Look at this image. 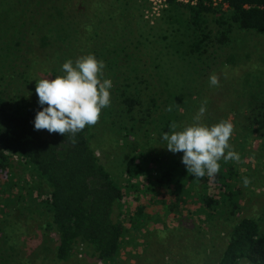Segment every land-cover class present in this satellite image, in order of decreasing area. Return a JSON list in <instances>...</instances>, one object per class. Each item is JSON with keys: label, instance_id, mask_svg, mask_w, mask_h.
<instances>
[{"label": "rangeland", "instance_id": "374dc122", "mask_svg": "<svg viewBox=\"0 0 264 264\" xmlns=\"http://www.w3.org/2000/svg\"><path fill=\"white\" fill-rule=\"evenodd\" d=\"M52 1L49 3L50 0H0L2 92L9 96L12 104L17 102L19 105L27 106L36 94L37 80L54 79L64 74L61 69L63 63L68 60L65 59L66 55L75 63L78 58L92 54L97 60L104 62V72L108 68L110 72H115L116 76L124 69L119 56L126 53L136 56L133 67L143 70V76L147 79L145 82L151 94H155L153 113H150L155 121H150V118L141 119L140 112H132L136 118L132 117V120L126 115L122 116V119L115 116L118 99L110 97L109 110L105 112L102 109L98 123L87 128L89 142L99 160L110 168L111 172L113 170L117 183L123 186L124 214L120 219L124 231L116 260L125 261L126 264L213 263L219 257L228 231L224 213L217 211L223 204L221 201L218 204L213 202L219 198L216 194L217 186L209 179H197L189 174L182 163V152L172 153L167 150L161 137L163 133L171 131L170 126L176 124V120H168L169 122L164 124L163 118H172L174 114L172 117L167 113L165 116L162 114L168 112L169 106H174L176 112V94L178 102L188 97L186 102L193 101L191 87L195 88L197 82L212 74L218 76L219 86H210L208 78L209 87L205 90V100L208 102L209 116L223 118L225 112L230 110L227 119H231L229 117L239 105L248 102V105L252 106L254 102L258 103L257 97H264V33L237 30L232 26L230 41L223 45L214 40L219 31L225 29V23L222 22L225 17L220 16L224 14L223 11L219 9L204 13L195 26L198 30L207 32L208 36L201 41V47L206 48L203 54L205 57L201 61L188 53V47L195 40L193 36L196 32L192 31L188 20H185L187 11L181 7L176 9L175 18L171 16V12L174 11L166 6L164 0H119L110 9L113 12L110 18L112 23L103 26L98 21L103 14L93 16L92 0H63L64 4H58L57 0ZM160 13L162 16L158 17ZM38 20L44 22L43 26H49V29L38 30ZM140 24L144 28L152 25L147 37L145 34H138ZM95 29L100 38L107 36L106 30L109 29V32L117 35L114 38L115 42L111 44L108 41L106 45L98 46L96 40L92 39L98 37L92 34ZM88 33L92 36L86 43L83 40L85 50L77 51L76 47L75 50H71V45L76 44V38L85 37ZM160 34L168 36L161 38ZM89 40L95 42L94 45ZM115 54H118V57ZM227 57L231 60L225 61ZM180 59L183 62H180ZM258 67L262 68L261 72L254 78L252 74L257 72ZM176 71H181L184 75L188 73L189 76L181 79V74H176ZM245 71H251L245 80L249 86L251 83L254 87L249 100H246V95H242L238 90L240 87L237 84L241 80L239 76ZM189 77L193 80L188 79ZM101 79L112 81L111 90L119 81V78L114 77L102 76ZM180 84L181 90L178 89ZM243 108L245 106L241 109ZM190 115L192 118L196 116L192 113ZM186 121L187 126L192 124V120ZM186 121L183 123L186 124ZM123 123L130 124L129 132L124 130ZM260 128L263 130L262 126ZM176 130H182L180 125ZM255 133L258 131H253L250 135ZM234 142L229 141L231 150L236 152ZM249 148L253 149L251 142ZM144 150L152 156L148 162L150 169L146 168L145 173L137 167L140 174L128 173L130 174L128 176L126 171L130 169L131 164L136 166L142 162L140 153ZM171 165L178 166L183 174L180 181L178 180L180 186L177 188L173 182L166 183L156 178L157 169ZM12 169L16 176L26 181H18L17 185L7 186L6 190L2 188L0 191L1 196L9 193L11 196L14 195V201L16 200L11 205L14 216L13 228L16 229L9 240H17L20 248L26 251L28 250L26 245L23 248L21 246L26 239L36 250H40V254L47 255L52 244L51 240L47 239L49 231L44 225L48 216H45L44 209L29 197L30 191L37 196L40 190L45 192L47 188L41 182L38 184L36 179L31 180L28 171L21 170V166H12ZM243 170L244 167L238 165L237 184L241 188V196L240 212L235 214V217L243 214L259 215L264 201L263 170L254 172V168L249 169L254 176H246L250 181L248 188L243 183ZM184 174L188 176L184 177ZM5 178V175L0 173V186H4L2 181ZM132 183L139 186V192L128 185ZM178 227H184V230ZM4 245L7 246L8 242H0L1 248H4ZM76 247L78 249L75 250V254L64 264L107 263L98 260L88 262L84 253L85 248L81 244ZM239 264L249 263L242 260Z\"/></svg>", "mask_w": 264, "mask_h": 264}, {"label": "trees", "instance_id": "16d2710c", "mask_svg": "<svg viewBox=\"0 0 264 264\" xmlns=\"http://www.w3.org/2000/svg\"><path fill=\"white\" fill-rule=\"evenodd\" d=\"M164 1L166 6L174 11L171 12V16L175 18L176 9L181 7L187 11L185 20H188L192 31L196 32L193 36L195 40L188 47V53L201 61L205 57L203 54L206 51V48L201 47V41L208 36L207 32L198 30L195 26L204 13L215 12L219 9L224 13L220 16L225 17L222 19V22L225 23V29L220 30L219 35L214 38L217 43L225 45L230 41L232 26L237 30L264 33V0ZM51 2L53 1L50 0L49 3ZM56 2L64 4L63 0ZM92 2L94 3L92 10L94 12L98 10L96 14L92 12L93 16L103 14L98 19L101 25L112 23L110 18H112L113 12L110 9L119 0H112V2L110 0H92ZM159 16L162 14L160 13ZM38 21V30L40 28H42L41 31L49 29V26H43L45 25L44 22ZM94 27L92 26V28ZM151 28V24L145 28L140 24L138 34H145L147 37ZM140 30H144V32H140ZM106 31L108 34L104 38L98 36L96 29L92 31V34L98 36L92 38L96 40L98 46H104L108 41L111 44L115 42L114 38L117 35H113L109 29ZM90 36L92 35L88 33L85 37L76 38V44L71 45V50H75V47L77 51L85 50L83 40L86 43ZM167 36L168 34H160L161 38H167ZM234 41L237 43L236 40ZM90 43L94 45L95 42L90 41ZM115 56L118 57V54ZM69 58V55L65 56V59ZM119 58L123 63L122 66H124V69L120 70L119 76H116L113 71L110 72L108 68L106 72L103 71L104 78H119V81L113 86V90L109 89L110 97L118 99V108L114 115L121 119L122 116L126 115L128 119L132 120V112H140L141 119L150 118V121H155V118L150 115L155 104L153 102L155 94H151L149 86L145 82L147 79L143 76V70L133 67L136 56L126 53ZM131 60L132 62H130ZM227 60H231V58L227 57L225 61ZM180 62H183L182 59ZM261 69L258 67L257 72L252 74V77L258 76ZM177 73L181 74V79L189 76L188 73L184 75L181 71H176ZM249 73L251 71H245L242 76H239L241 80L237 83L240 87L238 90L242 92V95H246V100H249L250 94L254 91L253 85L251 86L250 83L249 86L245 80ZM208 78L197 82L195 88L194 86L191 87L190 92L194 95L193 101L186 102L188 97L178 102L176 94V112H174V106L167 107V110L171 108V111L163 112L162 115L165 116L166 113L170 117L172 114L174 115L172 118L164 117V124H167L168 120L175 119L176 125H180L183 129L188 124L186 120H192L193 123L190 113L197 114L201 103L206 99L205 90L209 87ZM188 79L193 80L192 77ZM181 86L180 84L179 90H181ZM257 98L258 103L254 102L252 106L248 105L245 100V105H239L234 112L232 111L233 114L229 117L231 119H227V113L230 110L225 112L223 118L221 116H209L207 102V110L201 120L203 124L208 126L220 121L231 122L234 129L229 141H236L234 146H236V153L240 157L239 161H224L222 159L217 174L203 177L204 180L209 179L211 183L217 186L216 194L219 198H216L218 201L213 200V202L218 204L221 201L222 208L217 211L224 213V221L227 219L228 223L225 243L221 248L219 257L211 264H239L242 260L249 264H264V201L260 207L259 215L243 214L235 217V214L240 212L239 200L241 196V188L237 184L239 179L238 165L244 167L242 178L254 176V173L249 170L251 168H254V172L256 170L259 172L262 169L264 174V97L259 96ZM10 101L9 96H5L0 88V173L6 177L2 181L4 186H0V191L2 188L6 190L7 186L17 185L18 181H26L24 178L16 176L12 166H21V170L26 169L28 171L31 180L36 179L38 184L41 182L45 185L47 188L45 192L40 190L36 196L30 191L29 197L35 200L44 209L45 216H48L45 218L44 225L49 231H47V239H50L52 244L48 248L47 255H42L40 250H36L34 245H31L26 239L21 245L22 248L26 245V249H28L26 251L24 248H20L17 240H9L16 229L13 228L14 216L11 211L13 209L11 205L16 200L14 201V195L11 196L9 193L4 196L0 195V242H8L4 248L0 246V264H64L75 254V250L78 249L76 246L80 244L85 248L84 253L88 262L98 260L107 262L106 264H126L125 261L118 262L116 260L121 243L120 239L124 231L120 219L121 215L124 214L122 208L123 186L117 183L116 177L113 176V170L111 172V169L99 160L88 139V126L76 134L75 143H72L73 138L68 134L63 136L55 133L50 134L47 130H34L36 113L42 110L38 104L37 94L27 106L19 105L17 102L12 104ZM242 106L245 108L241 109ZM246 109L248 111H245ZM103 110L107 112L109 109L105 107ZM116 112L118 113L116 114ZM184 120L186 124L183 123ZM129 125L123 123L124 130L127 132L130 129L128 128ZM259 125L263 127V130ZM253 131H258V133L251 136ZM250 142L253 149L249 148ZM140 154L142 162H137L139 165L136 164V166L131 164L130 169L126 171L127 174H140L137 167H140V171L145 173L146 168L150 169L148 162L152 156L146 150ZM180 176L183 177L180 168L173 165L157 169L156 174L158 181L173 182L176 188L180 186L178 184ZM187 176L184 174V177ZM128 185L131 188L139 189V186L134 183ZM180 194L186 195V193ZM176 195H178L177 191ZM207 205L210 206L209 203ZM39 213L41 212L39 211ZM178 228L184 230V227Z\"/></svg>", "mask_w": 264, "mask_h": 264}, {"label": "clouds", "instance_id": "9594fccd", "mask_svg": "<svg viewBox=\"0 0 264 264\" xmlns=\"http://www.w3.org/2000/svg\"><path fill=\"white\" fill-rule=\"evenodd\" d=\"M105 64L92 55L78 58L75 63L68 59L62 65L63 75L54 79L42 78L36 81L35 91L42 110L36 113L34 130H47L50 134L70 135L74 137L86 126H95L102 109L110 106L112 81L101 79ZM210 86H219L216 74L209 77ZM207 101L201 103L191 125L163 133L161 140L168 151L183 153L182 163L189 174L197 179L205 175L213 176L220 170V160L239 161V154L231 150L229 143L233 125L229 121H220L208 126L201 123L206 112ZM171 111V108L168 109ZM247 186L250 181L243 178Z\"/></svg>", "mask_w": 264, "mask_h": 264}]
</instances>
